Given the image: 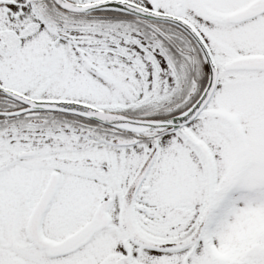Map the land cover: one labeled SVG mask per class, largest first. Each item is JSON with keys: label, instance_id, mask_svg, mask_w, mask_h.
<instances>
[{"label": "snow or ice", "instance_id": "6c2138e0", "mask_svg": "<svg viewBox=\"0 0 264 264\" xmlns=\"http://www.w3.org/2000/svg\"><path fill=\"white\" fill-rule=\"evenodd\" d=\"M0 264H264V0H0Z\"/></svg>", "mask_w": 264, "mask_h": 264}]
</instances>
